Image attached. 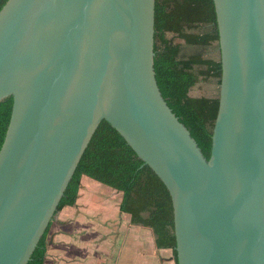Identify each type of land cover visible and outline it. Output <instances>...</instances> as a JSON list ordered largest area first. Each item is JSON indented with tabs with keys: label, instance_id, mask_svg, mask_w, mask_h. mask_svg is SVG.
<instances>
[{
	"label": "water",
	"instance_id": "95a60500",
	"mask_svg": "<svg viewBox=\"0 0 264 264\" xmlns=\"http://www.w3.org/2000/svg\"><path fill=\"white\" fill-rule=\"evenodd\" d=\"M220 78L205 160L154 81V0L0 8V264H26L106 122L165 187L176 264H264V0H212Z\"/></svg>",
	"mask_w": 264,
	"mask_h": 264
},
{
	"label": "trees",
	"instance_id": "16d2710c",
	"mask_svg": "<svg viewBox=\"0 0 264 264\" xmlns=\"http://www.w3.org/2000/svg\"><path fill=\"white\" fill-rule=\"evenodd\" d=\"M5 1L0 0V8ZM152 53L154 81L162 100L207 160L217 93L193 97L190 91L202 83L213 84L217 91L219 84L218 36L212 0H154ZM11 102L10 96L0 101V145ZM81 176L120 192L118 211L129 215L131 225L150 229L155 248L170 249L176 264L172 210L165 187L104 121L89 139L51 221L26 264H43L48 228L61 208L74 205Z\"/></svg>",
	"mask_w": 264,
	"mask_h": 264
},
{
	"label": "crops",
	"instance_id": "0c3cea01",
	"mask_svg": "<svg viewBox=\"0 0 264 264\" xmlns=\"http://www.w3.org/2000/svg\"><path fill=\"white\" fill-rule=\"evenodd\" d=\"M121 193L81 176L73 206L51 222L43 264H174L150 229L118 211Z\"/></svg>",
	"mask_w": 264,
	"mask_h": 264
},
{
	"label": "rangeland",
	"instance_id": "374dc122",
	"mask_svg": "<svg viewBox=\"0 0 264 264\" xmlns=\"http://www.w3.org/2000/svg\"><path fill=\"white\" fill-rule=\"evenodd\" d=\"M186 50V48H184ZM216 87L211 83L196 84L190 91V95L193 97L206 96L211 97L216 95Z\"/></svg>",
	"mask_w": 264,
	"mask_h": 264
}]
</instances>
